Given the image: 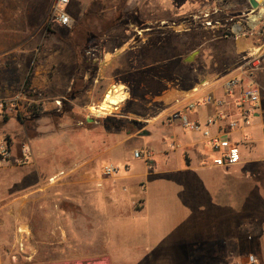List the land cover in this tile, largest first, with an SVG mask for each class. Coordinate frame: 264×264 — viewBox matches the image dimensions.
<instances>
[{
    "label": "rangeland",
    "instance_id": "1",
    "mask_svg": "<svg viewBox=\"0 0 264 264\" xmlns=\"http://www.w3.org/2000/svg\"><path fill=\"white\" fill-rule=\"evenodd\" d=\"M184 1L70 0L67 12L72 25L65 28L50 21L52 0H0V84L12 78L22 81L9 95H6L7 87L0 88V100L21 95L15 110L0 115V139L8 142L11 157L21 158L24 147L31 149L29 159L34 154L41 156L46 151L43 143L49 139H61L57 146L66 149L72 137L82 140L81 131L73 130L77 127L75 124L92 128L90 123L97 147L102 145L106 131L113 135L128 133L136 138L134 142H117L113 150L101 153L94 162L96 177L102 176L101 167L105 163H113L119 173L126 168L135 174L145 172L144 158L133 156L134 148L142 153V143L149 144L154 153V169H157L162 145L170 149L171 142L163 137L161 144L160 133H153L150 138L139 133L158 108L169 107L178 98L159 103L153 99L163 91L170 90L181 96L194 87L206 85L233 72L254 52L239 48L252 38L246 32L247 18L253 16L248 13V0H214L208 8L213 7L212 11L216 12L207 20L198 12L187 11ZM205 21L211 24L206 26ZM238 22L245 33L230 34L228 30ZM253 37L254 43H261L260 35ZM8 48L12 50L7 51ZM191 54V60L185 62ZM48 60L56 65L43 68L48 75L62 71L57 75L63 76L66 82L73 76L65 96L46 100L52 104L49 109L43 106L45 93L28 88L37 63ZM83 64L87 66L78 67L81 71L74 74L73 66L77 69L76 66ZM83 71H88L86 80L82 79ZM119 85L127 94L125 100L112 113L94 114L90 108ZM87 90H92L94 99L86 103L84 110H79L77 107L87 101L83 97ZM148 110L147 116L139 113ZM13 172L9 180L1 183V188H5L9 197L14 193L23 202L16 206L15 226L0 227V264H88L87 258L72 255L93 256L126 250L120 243V224L117 234L110 235L113 238L110 241L109 237V243L102 234L88 242L86 227H72V219L87 218V211L73 206L70 187L64 189L68 192V201L57 203L55 186L61 175L41 179L38 172L21 169ZM143 180L151 200L158 199L159 203L167 197L157 190L161 186L166 191L167 184H160L151 175ZM45 185L47 188L40 189ZM46 189L47 204L42 195ZM56 204H60L59 209ZM114 213L109 212V216L116 218ZM57 222L63 226L57 227ZM114 228V225L110 227L112 231ZM75 229L82 233L79 241L72 235ZM61 230L67 234L65 243L58 237Z\"/></svg>",
    "mask_w": 264,
    "mask_h": 264
},
{
    "label": "crops",
    "instance_id": "2",
    "mask_svg": "<svg viewBox=\"0 0 264 264\" xmlns=\"http://www.w3.org/2000/svg\"><path fill=\"white\" fill-rule=\"evenodd\" d=\"M213 1L185 0L184 5L190 13L200 11L208 14L204 17L207 20L216 12L212 11L213 7L208 8ZM247 3L249 5V0ZM243 28L238 22L228 31L230 34L239 35L245 33ZM235 30L239 34H236ZM251 37L249 42L243 43L239 48L240 51H254L251 63L253 66L240 64L233 72L216 77L217 79L200 89L199 95L209 94L226 101L224 107L228 118L218 121L215 128L210 127L212 135L216 134L217 127L226 128L228 120L239 119L235 100L240 90L235 89L233 96H226L221 85L225 78L239 76L242 87L252 83L264 90V45L262 41L260 44L254 43L255 37ZM2 50L6 49L2 47ZM47 66L56 67L53 60L37 63L28 88L45 93L46 97L42 96L43 106L49 109L52 104L46 100L65 96L70 90L73 76L69 80L66 79L67 82L63 81V76L57 75L62 71H57L53 76L48 75L43 69ZM84 66L87 65H78L75 69L74 65V74L80 72L79 68ZM83 72L82 79L86 80L88 71ZM21 82L12 78L1 83L0 88L3 85V88L7 87L9 91L6 95H9ZM84 93L83 97H86L87 101L77 107L79 110H84L86 103L94 99L92 90ZM24 97L22 99H25ZM172 97L181 98L180 95L176 96L167 90L157 95L153 101L159 103ZM78 98L75 97V100ZM179 104L174 102L162 110L157 107L152 119L146 120V126L142 128L144 131L139 133L141 137L149 138L153 133H160L158 141L161 144L164 143L163 137L170 140L171 148L163 144L159 151L157 169H154V153L149 149V144L142 143L140 153L148 151L152 157L148 162L143 159L145 172L135 174L126 168L122 173H119L118 169L113 176L105 177L101 174V177H96L94 162L101 153L113 150L117 142H134L136 138L128 133L113 135L111 131H106L101 140L102 145L97 147L90 123L88 125L92 128L75 124L77 127L73 130L75 133L81 131L82 140L72 137L71 144H68L66 149L65 146L62 149L58 147L61 139H49L46 144L43 143L46 151L41 156H35L31 152L34 156L25 164L18 163L19 156H12L0 169V227L4 228L10 224L15 226L16 206L23 202L21 199L17 200L14 193L9 197L5 188H1V183L9 180L14 170L38 172L41 179H48L63 172L59 177L61 180L55 186L57 203L68 201V192L64 189L70 187L74 196L73 206L87 211V218L72 219L71 225L77 228L86 227L84 232L88 236V242H91L92 237L95 240L102 234L105 236V242L109 243L113 238L110 235L117 234L120 224V243L126 250L93 256L72 255L87 258L88 264H234L249 253L258 257L259 264H264L261 254V241L264 237V101L255 111L250 125L231 135L232 140L239 144L241 160L236 165L225 167L212 164L216 154L206 145V139L201 133L182 129L176 123H167L166 116L173 109H177ZM196 111L197 113L191 114L190 117L199 119L200 122L216 115L213 107L201 106ZM139 113L147 116L149 110ZM141 120L145 121L143 117ZM137 122L143 123L138 119ZM149 162L151 170L146 167ZM150 175L160 181V184H167L166 191L161 186L157 189L162 196L167 194L159 203L158 199L151 200L147 194L149 192H146L143 179ZM44 188H47L46 185L40 189ZM42 195L45 196L47 204L48 189L45 193L43 190ZM56 205L59 209L60 204ZM112 211L115 212L116 218L109 216ZM58 217L57 214L59 221ZM112 222L115 227L113 231L110 229L113 227ZM62 224L57 222L56 226L62 227ZM74 231L72 235H76L79 241L78 236L82 233L76 229ZM66 236L64 230L59 232L58 237H62L64 243L67 242Z\"/></svg>",
    "mask_w": 264,
    "mask_h": 264
},
{
    "label": "built area",
    "instance_id": "3",
    "mask_svg": "<svg viewBox=\"0 0 264 264\" xmlns=\"http://www.w3.org/2000/svg\"><path fill=\"white\" fill-rule=\"evenodd\" d=\"M70 0H52L49 10L50 21L57 25L65 28H70L72 25V19L67 12V6ZM249 15L256 16L261 9H264V5H260L256 9H253L249 4ZM247 13V14H248ZM208 14H204V17ZM249 18H247L248 21ZM206 26L210 25L211 22L205 21ZM219 22L216 21L215 25ZM247 25L248 33L252 35H260L262 38V45H264V17H261L252 27ZM239 34L237 30L234 31ZM243 60V65H251L253 61V55ZM253 66V65H251ZM222 89L226 96H233L235 89H239V96L235 100V105L239 110V119L228 120L226 128L217 127L216 134L212 135L210 127H216L217 122L228 118L225 111L226 101L221 98L213 97L209 94L199 95L200 89L206 85L194 87L190 91H187L181 95L180 99L175 101V104H179L177 109H173L166 116L167 123L178 124L182 129H186L192 132L201 133L206 139V145L215 152L216 156L212 160V164L217 167L233 166L241 160V150L238 142L232 140L231 135L242 127L250 125L251 119L256 110L264 101V90L255 84H247L241 86V78L233 76L225 78L222 83ZM21 95H17L12 100H0V115L4 114L5 111H12L16 109L17 100L20 99ZM58 103V102H56ZM213 107L215 108L216 115L214 117H208L203 122L199 119H191V114H196L199 107ZM30 156L29 149L24 147L22 150V156L18 160L19 164H25L28 162ZM133 156L138 158L142 157L145 161H151V154L147 151L141 154L138 150L133 152ZM11 158L9 144L5 138L0 139V169L7 163ZM151 167L150 162L147 164ZM118 172V168L112 163H105L101 167V174L105 177L113 176ZM63 172L58 173V176L62 175ZM250 239V237L248 238ZM261 254L264 258V237L261 241ZM234 264H259V259L254 253L246 254L243 259L236 261Z\"/></svg>",
    "mask_w": 264,
    "mask_h": 264
},
{
    "label": "bare ground",
    "instance_id": "4",
    "mask_svg": "<svg viewBox=\"0 0 264 264\" xmlns=\"http://www.w3.org/2000/svg\"><path fill=\"white\" fill-rule=\"evenodd\" d=\"M260 1L264 4V0ZM261 17H264V9H261L256 16H250L248 19L249 26L252 27ZM122 90H124L122 85L111 88V90L104 96L103 100L97 106H92L90 110L96 115L112 113V111L115 110L116 107L126 98L127 94L125 95Z\"/></svg>",
    "mask_w": 264,
    "mask_h": 264
},
{
    "label": "water",
    "instance_id": "5",
    "mask_svg": "<svg viewBox=\"0 0 264 264\" xmlns=\"http://www.w3.org/2000/svg\"><path fill=\"white\" fill-rule=\"evenodd\" d=\"M249 4L253 9H256L257 7H259L260 5H264L261 3L260 0H249ZM193 57V55L191 54L190 56H188L187 58L184 59L185 62H188L191 60V58Z\"/></svg>",
    "mask_w": 264,
    "mask_h": 264
},
{
    "label": "flooded vegetation",
    "instance_id": "6",
    "mask_svg": "<svg viewBox=\"0 0 264 264\" xmlns=\"http://www.w3.org/2000/svg\"><path fill=\"white\" fill-rule=\"evenodd\" d=\"M197 12L200 13V14L202 15V17H204V14H203L202 12H200V11H197ZM197 12H196V13H197Z\"/></svg>",
    "mask_w": 264,
    "mask_h": 264
}]
</instances>
